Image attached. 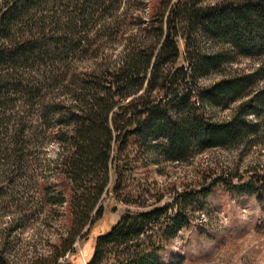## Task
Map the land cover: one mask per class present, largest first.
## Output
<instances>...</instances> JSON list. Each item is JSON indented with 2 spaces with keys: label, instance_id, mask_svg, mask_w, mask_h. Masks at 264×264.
<instances>
[{
  "label": "trees",
  "instance_id": "1",
  "mask_svg": "<svg viewBox=\"0 0 264 264\" xmlns=\"http://www.w3.org/2000/svg\"><path fill=\"white\" fill-rule=\"evenodd\" d=\"M15 22H31L33 33L18 39ZM12 89L22 109L8 164L18 169L21 152L55 143L51 186L40 174L35 185L43 201L51 188L68 215L54 251L36 264L73 253L109 191L133 201L134 169L212 149L238 150L237 158L217 172L206 162L169 202L157 205V196L123 212L95 237L86 264H160L215 186L264 213V162L239 166L264 145V0H0V101ZM21 222L13 217L6 231ZM6 243L0 264H14Z\"/></svg>",
  "mask_w": 264,
  "mask_h": 264
},
{
  "label": "rangeland",
  "instance_id": "2",
  "mask_svg": "<svg viewBox=\"0 0 264 264\" xmlns=\"http://www.w3.org/2000/svg\"><path fill=\"white\" fill-rule=\"evenodd\" d=\"M68 3L66 10L73 6L71 2ZM143 13L146 17L147 8ZM33 31L31 22L20 27L15 22L11 28V32H15L13 35H18L20 40ZM118 49L112 46L109 51L111 56ZM245 63L243 60L240 64ZM21 109L19 90L12 89L2 95L0 243L3 238L8 242L5 253L14 264H36L54 251L58 233H62L68 222V215L66 208L65 214L63 213V203L58 207V201L52 200L51 188L48 190L47 201H43L37 184L35 185V179L40 174L44 183L51 186L55 143L46 141L40 149L37 144L30 152H21L18 169L13 170L8 164L12 155L10 142L12 137L18 135L16 122ZM237 152L238 150L212 149L197 154L186 162H162L144 170L134 169L127 179L130 187L128 199L133 201H119L109 191L99 202L101 217L93 223L86 236L76 240L73 253L63 255L58 261L86 264L93 251L95 237L106 232L123 212L144 210L142 204L154 203L157 196H161L157 205L169 202L174 192L182 190L186 185H193L194 180L200 176L199 168L206 162L212 166L211 169L219 168L236 159ZM253 160L264 162V145L253 146L243 156L239 166ZM19 215L22 216L20 226L14 231H6L10 219ZM185 223L186 226L178 229L174 238L166 243L160 264H264V213L254 199L215 186L199 208L188 213Z\"/></svg>",
  "mask_w": 264,
  "mask_h": 264
},
{
  "label": "water",
  "instance_id": "3",
  "mask_svg": "<svg viewBox=\"0 0 264 264\" xmlns=\"http://www.w3.org/2000/svg\"><path fill=\"white\" fill-rule=\"evenodd\" d=\"M55 264H73L71 261H57Z\"/></svg>",
  "mask_w": 264,
  "mask_h": 264
}]
</instances>
